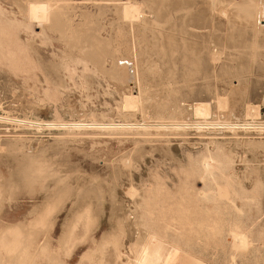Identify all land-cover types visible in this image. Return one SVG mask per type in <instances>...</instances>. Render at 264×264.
I'll return each mask as SVG.
<instances>
[{"label":"rangeland","instance_id":"1","mask_svg":"<svg viewBox=\"0 0 264 264\" xmlns=\"http://www.w3.org/2000/svg\"><path fill=\"white\" fill-rule=\"evenodd\" d=\"M29 1L0 0V264H129L150 233L172 264H264L257 0L49 1L59 30Z\"/></svg>","mask_w":264,"mask_h":264},{"label":"bare ground","instance_id":"2","mask_svg":"<svg viewBox=\"0 0 264 264\" xmlns=\"http://www.w3.org/2000/svg\"><path fill=\"white\" fill-rule=\"evenodd\" d=\"M29 1V0H28ZM49 1H53L54 2V0H30L28 3H27V5H25L26 6V8H25V15H26V18L28 19V20H31V21H35V22H37L39 25H41V24H43V23H45V24H47V23H49V27L50 28H56L57 30H59L58 28H60L61 26H60V21L58 20V18H59V13H60V15L62 14L61 13V11L58 13V12H55L54 10H52L53 9V6H55V4H50L49 3ZM249 1V0H248ZM247 1V2H248ZM255 1V0H254ZM260 1L261 0H257V2H255L256 3V7H255V11H254V15L252 16L253 18H254V20L256 21L257 19H259V18H263L264 19V3H260ZM57 2H58V0H57ZM262 2V1H261ZM252 3H254V2H252ZM248 5H249V3H248ZM58 6V5H57ZM246 7H248V6H246L245 5V8ZM250 7V6H249ZM60 8H62V6L60 7ZM60 8H58V9H60ZM63 8H64V6H63ZM252 8V7H251ZM57 9V10H58ZM249 10V9H248ZM252 10V9H251ZM67 11V10H66ZM125 11H126V13H127V16L129 17V18H131L132 17V14L135 12L132 8H126L125 9ZM250 11V10H249ZM245 14V13H244ZM249 15V14H248ZM251 15H252V13H251ZM251 15H249L248 16V18L249 17H251ZM63 16H64V13H63ZM62 16V17H63ZM245 16V15H244ZM244 16L242 15V17L244 18ZM60 19V18H59ZM65 19V18H64ZM251 19V18H250ZM246 20H248V19H246ZM252 20V19H251ZM241 21V20H240ZM261 21V20H260ZM47 22V23H46ZM244 22V21H243ZM249 22V21H248ZM246 24V23H245ZM258 24V23H257ZM37 26V25H36ZM42 26V25H41ZM245 26V25H244ZM249 26V25H248ZM90 27V26H89ZM252 27V26H251ZM256 27V26H255ZM82 28V27H81ZM88 28V27H87ZM86 28V29H87ZM85 29V28H84ZM83 29V30H84ZM250 29H252V31H254V29L253 28H250ZM259 29V28H258ZM261 29V28H260ZM67 30V29H66ZM256 31V33L257 32H261V33H263L262 31H263V29L262 30H257V29H255ZM247 31V30H246ZM65 32V31H64ZM240 32H241V30H240ZM255 32H253V33H255ZM89 33H91V32H89ZM243 33V32H242ZM250 33V32H249ZM253 33H252V35H253ZM255 33V34H256ZM73 34V33H72ZM241 34V33H240ZM247 34V33H246ZM85 35V34H84ZM90 35H92V34H90ZM94 35V34H93ZM243 35V34H242ZM246 36V35H245ZM248 36H250L251 38L253 37V36H251V35H248ZM70 37H72V36H70ZM84 37V36H83ZM83 37H81V38H83ZM258 37V36H257ZM93 39H94V37H93ZM255 39V38H254ZM78 40V39H77ZM96 40V39H95ZM264 40V39H263ZM86 41H88V40H86ZM94 41V40H93ZM92 41V42H93ZM73 42V41H72ZM94 42H96V41H94ZM98 42V41H97ZM96 42V43H97ZM75 43V42H74ZM100 43V42H99ZM259 43V42H258ZM70 44V43H69ZM92 45H93V43H92ZM95 45V44H94ZM255 45H257V44H254V46ZM261 46V45H260ZM74 47V46H73ZM79 47V46H78ZM84 47V46H83ZM107 47V46H106ZM256 47V46H255ZM87 49V48H86ZM101 49V48H100ZM94 51V50H93ZM87 51H85V53H86ZM90 51H88L86 54H88ZM101 52V51H100ZM99 52V53H100ZM95 53H97V51L95 52ZM89 56H87V55H84L85 57H86V59H92L94 62V64H97V65H100V64H102L103 62H102V60H100L101 58L99 57V55H97V56H95L94 54H88ZM106 55V54H105ZM121 65H123V64H121ZM120 66V65H119ZM116 67L112 72V74L113 75H115V76H117V78L119 77V79H121L122 81H124V80H128V74L126 75V73L124 72V69H128L127 67L128 66H123V68L124 69H121L120 67ZM100 67H101V65H100ZM129 70V69H128ZM114 77V76H113ZM118 79V80H119ZM119 84V83H118ZM120 85H122L121 83H120ZM124 86V85H123ZM237 92V91H236ZM239 92V91H238ZM235 93V92H234ZM235 96V95H234ZM231 98H233L232 96H231ZM236 99V98H235ZM241 99V98H240ZM232 100V99H231ZM219 102L221 101V100H218ZM232 102V101H231ZM237 102V101H236ZM233 104L232 105H234L235 106V100H234V102H232ZM161 108H164L163 106L161 107ZM251 108L252 107H250L249 109L251 110ZM235 109V108H234ZM246 109H247V107H246ZM249 109H247V110H249ZM254 110H256L255 108H253ZM248 112V111H247ZM253 111L251 110V112L249 111V113L251 114ZM249 113H247L246 114V116H249ZM256 113V112H255ZM253 114H254V112H253ZM257 114V113H256ZM230 116H232V115H230ZM229 116V117H230ZM234 116V115H233ZM252 116V115H251ZM235 117V116H234ZM232 118V117H231ZM235 119H239V118H236L235 117ZM24 124H25V122H24ZM93 124V123H92ZM94 125V124H93ZM93 125H92V127H93ZM90 126H91V124H90ZM103 126V127H102ZM100 128L101 129H105V128H108V127H114V128H116V126H118V125H110V126H108V125H102ZM123 126V125H122ZM126 126V125H125ZM123 127V128H132V126H129V125H127L126 127ZM156 126V125H155ZM155 126H153V127H155ZM136 127V126H135ZM139 127V126H138ZM137 127V128H138ZM157 127H172V125L171 124H169V125H164V124H162V125H157ZM174 127V126H173ZM123 128H121V129H123ZM99 129V128H98ZM117 129V128H116ZM134 129V128H133ZM207 165V164H206ZM26 178V176H24L23 177V179H25ZM27 181V180H26ZM88 225V224H87ZM89 227V226H88ZM149 231V230H148ZM147 233H149V232H147ZM9 234L10 235H13L14 237H12V238H10L9 240H4V243L5 244H7L8 246H12V247H15V244L18 242V241H20V238H19V236H20V233L19 232H17V231H9ZM247 239V238H246ZM235 242L237 243V244H239V247H240V245L241 246H244L245 245V239H244V237L243 236H240V235H237L236 237H235ZM117 243V242H116ZM236 245V244H235ZM183 249L182 248H180L177 244H173V243H170V242H168V241H166L165 240V238H163V237H161V236H158V235H156L155 233H150V234H148L147 236H146V238L143 240V241H141L140 243H138V244H135V245H130L129 246V248H128V252H129V254H130V257H131V263H129V264H145V263H148V262H150V260L149 259H156V260H160V262L162 263V264H172V262L174 261V258H175V254L178 252V251H182ZM114 251H115V249H114ZM117 252V251H116ZM90 255V254H89ZM124 255V254H123ZM127 255V254H126ZM86 256H88V255H86ZM147 256L148 257H150V256H152L153 258H147ZM84 257V256H83ZM118 257H120V254L118 255ZM127 257V256H126ZM130 257H128V258H130ZM42 258V257H41ZM125 258V257H124ZM21 259V258H20ZM117 260V259H116ZM121 260V259H120ZM49 261V263H46V264H58V263H55L54 261H52L51 259L50 260H48ZM126 261V260H125ZM128 263V262H127Z\"/></svg>","mask_w":264,"mask_h":264}]
</instances>
